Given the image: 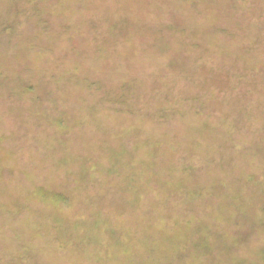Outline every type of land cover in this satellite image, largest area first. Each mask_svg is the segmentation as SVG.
I'll return each instance as SVG.
<instances>
[{
    "label": "rangeland",
    "instance_id": "rangeland-1",
    "mask_svg": "<svg viewBox=\"0 0 264 264\" xmlns=\"http://www.w3.org/2000/svg\"><path fill=\"white\" fill-rule=\"evenodd\" d=\"M0 264H264V0H0Z\"/></svg>",
    "mask_w": 264,
    "mask_h": 264
}]
</instances>
